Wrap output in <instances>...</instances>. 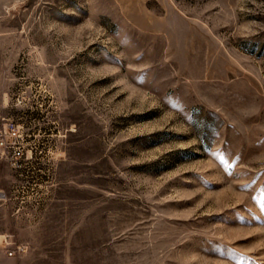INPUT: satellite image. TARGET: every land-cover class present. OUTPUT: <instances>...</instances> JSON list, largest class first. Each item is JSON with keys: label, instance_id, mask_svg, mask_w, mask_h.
<instances>
[{"label": "rangeland", "instance_id": "374dc122", "mask_svg": "<svg viewBox=\"0 0 264 264\" xmlns=\"http://www.w3.org/2000/svg\"><path fill=\"white\" fill-rule=\"evenodd\" d=\"M0 264H264V0H0Z\"/></svg>", "mask_w": 264, "mask_h": 264}, {"label": "built area", "instance_id": "2783aa9c", "mask_svg": "<svg viewBox=\"0 0 264 264\" xmlns=\"http://www.w3.org/2000/svg\"><path fill=\"white\" fill-rule=\"evenodd\" d=\"M9 129H11V130L2 133L1 144H3V146L5 148H8V147H12V148L14 147L15 148L14 154H15L16 161L19 165H21L19 163V160H21L23 158L24 151L20 146L16 145V143L13 144L11 142V141L16 142L15 138H16V135L18 133V131L16 130V126L13 122H11L9 124ZM8 134L12 135L10 140L8 138ZM26 249H27V246L25 244L17 243V244H14L12 246L10 245L7 248V253L9 256H18V255L23 254L26 251Z\"/></svg>", "mask_w": 264, "mask_h": 264}]
</instances>
